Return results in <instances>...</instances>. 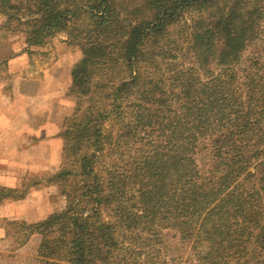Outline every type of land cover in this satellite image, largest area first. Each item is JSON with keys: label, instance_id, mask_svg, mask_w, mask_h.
Instances as JSON below:
<instances>
[{"label": "trees", "instance_id": "trees-1", "mask_svg": "<svg viewBox=\"0 0 264 264\" xmlns=\"http://www.w3.org/2000/svg\"><path fill=\"white\" fill-rule=\"evenodd\" d=\"M0 19L28 55L60 34L82 54L46 181L65 207L4 220L8 252L39 235L38 264H264V0H0Z\"/></svg>", "mask_w": 264, "mask_h": 264}, {"label": "crops", "instance_id": "crops-1", "mask_svg": "<svg viewBox=\"0 0 264 264\" xmlns=\"http://www.w3.org/2000/svg\"><path fill=\"white\" fill-rule=\"evenodd\" d=\"M2 38H6L5 45L20 42L23 46L19 45V52L0 57V185L20 188L23 181L41 184L34 186L25 200L0 205V264H38L39 235L12 254L2 251L6 244L2 241L6 235L3 221L38 222L65 207L64 182L46 181L56 176L61 165L55 149L61 144L63 121L75 105L68 95L73 68L62 70L52 63L64 53L63 44L49 65L36 69L23 36L0 31Z\"/></svg>", "mask_w": 264, "mask_h": 264}, {"label": "rangeland", "instance_id": "rangeland-1", "mask_svg": "<svg viewBox=\"0 0 264 264\" xmlns=\"http://www.w3.org/2000/svg\"><path fill=\"white\" fill-rule=\"evenodd\" d=\"M17 36H20L22 38V35L17 34ZM5 39L6 38H2L0 40V57L8 55L9 53L19 52L21 48L20 46H23V43L21 44L20 42L11 45H5L3 44L5 43ZM66 41H67V36L65 34H60L56 36L47 47L39 49L36 52L29 55L31 56V64L34 65L36 69L46 67L55 58V51H57L58 46L63 44L64 47L62 48L61 51H63L64 53H62L61 57L57 61L52 63L53 64L58 63L60 65V69L62 70L65 69L66 67H70V69L76 67L82 58L81 51L78 48L67 47ZM34 49L35 48H33L32 50ZM1 50H5V51H1ZM29 56L26 57L30 58ZM62 146H63V140L61 138V144L59 145L58 148L55 149L57 158L59 156L60 160L62 156ZM6 249H9L8 242L6 245H3L2 251Z\"/></svg>", "mask_w": 264, "mask_h": 264}]
</instances>
